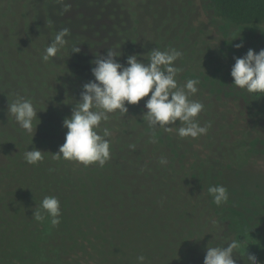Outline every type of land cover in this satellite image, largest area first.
<instances>
[{
    "label": "trees",
    "instance_id": "trees-1",
    "mask_svg": "<svg viewBox=\"0 0 264 264\" xmlns=\"http://www.w3.org/2000/svg\"><path fill=\"white\" fill-rule=\"evenodd\" d=\"M189 1L0 0V127H7V132L0 130V264H140L141 255L143 264H203L208 246L227 247L233 240L241 245L233 253L236 264H249L246 255L258 252L256 245H244L241 236H219V221L205 190L164 139L177 140L187 148L196 146L211 165L247 169L254 155L246 149V141L262 136L264 116L250 118L220 110L227 103L198 85L191 97L203 104L213 127L195 138L178 135L183 126L179 121L166 127L150 126L142 116L145 97L127 105V113L117 110L101 121L97 132L110 143V158L103 166L57 158L55 153L65 141L53 134L61 131L58 126L52 130L41 125L43 136L29 142L30 148L44 151L42 161L29 164L20 154L24 150H16L23 147L20 138L25 131L7 113L8 104L18 98L32 102L36 92L32 86L39 77L61 81L72 99L73 90L81 89L77 84L94 80L87 77L93 76L95 57L109 50L123 54L125 60L135 54L144 63L152 49L178 51L181 55L174 62L179 69L178 86L186 83L183 75L193 67L212 65L213 49L205 41L195 47L194 28L186 16L175 12ZM210 2L220 16L236 24H264V0ZM162 8L167 10L163 17ZM62 29H68L66 45L44 61L45 49ZM76 48L80 51L74 52ZM12 84L27 89L13 92ZM55 91L61 94L60 87ZM51 108L50 104L47 110ZM59 112L54 113V121L66 118ZM152 157L159 165L160 186L149 204L143 200L153 193L150 190L130 202L127 186L121 185L127 194L106 193L114 182L124 181L123 163L132 165L128 175L133 184L137 166ZM161 157L166 164L160 163ZM132 173L134 178H130ZM48 196L60 202L56 226L50 217L43 222L33 218V211ZM256 258L257 264H264V254Z\"/></svg>",
    "mask_w": 264,
    "mask_h": 264
},
{
    "label": "rangeland",
    "instance_id": "rangeland-1",
    "mask_svg": "<svg viewBox=\"0 0 264 264\" xmlns=\"http://www.w3.org/2000/svg\"><path fill=\"white\" fill-rule=\"evenodd\" d=\"M161 11V17L165 16L166 8H162ZM171 12L173 15L175 14L174 11ZM175 12L180 14L181 18L186 16L185 21L194 28L196 41L198 42V44H195V47H202L203 44L201 42L205 41L213 49L215 56L212 65L209 67L203 66L201 69L193 67L191 72L183 75V78L186 81L188 79L198 80L199 83L197 85L203 88L206 94H211L215 99L226 102L227 105L220 106V110L226 108L234 114L236 112L238 114L242 113L250 118L264 116V96L259 97V95L248 93L246 90L238 88L232 84L233 78L230 75L231 67L235 63V57L243 56L250 48L256 52L264 49V24H236L230 19L220 16L210 0H190L185 5H178ZM241 43L242 47L237 48L235 46ZM14 51L11 50L10 54L12 58L16 59V52ZM111 52L116 55L115 59L118 62L126 65L123 54H118L116 51ZM106 55L104 54L103 56ZM93 66H95L94 63ZM91 77L94 79L93 76L87 78ZM85 83L87 82H81V85L77 84L76 87L80 86L81 89L73 90L72 99H69L66 87L61 81H56L55 78L51 77L45 79L39 77L36 80L35 86H32L36 90V92L32 93V104L37 110L38 116L33 121L34 128L36 124L38 125L33 138H41L43 136L39 130L41 125H46L48 129L52 130H54L55 126H58L57 129L61 128V131L56 132L57 134L53 132V134L59 138L65 137L67 129L62 126L65 118L62 117L60 121H54V113L58 110L60 114L70 117L73 108L78 104L82 86ZM1 86L2 82H0ZM56 87L61 88V94L55 91ZM41 88L42 92H40ZM20 89L26 90L27 88L17 86L16 84H12L11 86L13 92H17ZM1 90L3 89L0 88V92ZM189 99L194 100L191 96ZM59 101L61 102L60 104L58 103ZM69 101L73 103V106L69 105ZM50 104L52 108L51 110H47ZM195 120L201 127H205L207 131L213 127L208 114L204 110L198 114ZM2 128L0 130L7 132V127L5 129ZM263 130L264 127H262ZM22 134L23 137L20 140L23 147H17L16 150L21 151L20 148H22L24 151L20 154L24 155L26 151L32 149L29 147V142L33 138L32 134L26 135V132H22ZM164 141L174 152L181 164L189 169L193 178L205 190L206 196L219 221V236L231 237L233 234H235L236 238L241 236L244 245L249 246L253 244L259 248V250H256L258 252L255 253L253 251L252 254H257L256 256L263 255L264 132L262 136H256L252 140L246 141V149L254 155L251 158L250 167L247 169L221 164L218 166L211 165L204 159L202 152L196 146L191 145L190 148H187L184 143L169 139L168 137ZM9 155L15 156L16 154L10 152ZM137 155L138 153L136 152L134 156ZM152 158L153 160L148 162L143 159V162L137 166L139 170L133 184H131L133 180L129 179L128 175L132 165L123 163L121 169L127 172L124 181L114 182L113 187L108 188L106 193L112 192L113 197L117 194V191L127 194L126 188H121V185L127 186L131 197L127 196L126 199L130 202L131 198L138 201L137 196L140 198L143 194L147 195V191L150 190L153 193L143 200L144 204H149L153 200L156 187L160 186V182H157L159 165L157 159L155 157ZM156 174L158 175L156 176ZM134 175L132 173L130 178H134ZM212 186H223L226 188L228 193L226 202L219 206L213 202V198L208 192L209 187ZM114 203L115 205L117 204L116 201Z\"/></svg>",
    "mask_w": 264,
    "mask_h": 264
},
{
    "label": "clouds",
    "instance_id": "clouds-1",
    "mask_svg": "<svg viewBox=\"0 0 264 264\" xmlns=\"http://www.w3.org/2000/svg\"><path fill=\"white\" fill-rule=\"evenodd\" d=\"M68 29H62L51 44L45 49L42 59L48 61L62 49L67 41ZM237 48L241 44L235 45ZM74 52H79L76 48ZM181 54L178 51H161L152 49L148 63H144L138 56L129 55L126 65L118 62L110 50L106 56L96 58L91 69L94 80L82 86L80 99L73 108L70 117L63 120V127L67 129L65 141L60 145L56 154L57 158L75 160L89 165L98 162L103 166L110 158V143L98 134L102 120H107L108 114L119 110L128 112L127 105L138 104L143 98L146 111L145 116L150 126L159 125L166 127L169 124L181 122L178 129L180 137L193 138L205 134L207 129L201 127L195 120L203 110V104L189 99L197 93L198 80L188 79L183 86H178L177 74L179 69L174 62ZM230 75L235 86L248 93L264 96V49L256 52L248 49L246 54L235 57ZM149 93H151L149 95ZM7 113L14 117L16 123L26 133L33 135L37 125L33 121L38 118L37 110L30 100L18 98L8 104ZM105 130V136H107ZM44 151L33 147L24 154V159L29 164H36L43 160ZM161 164H166L161 157ZM213 202L219 206L226 202L228 193L223 186H212L208 189ZM50 217L52 226L59 224L60 202L54 196L45 197L38 209L33 211V218L43 222ZM241 247L240 242L233 240L227 247H207L203 264H236L233 258L234 250ZM246 255V254H245ZM249 264H257L254 254H247ZM138 261L143 264L144 256H139Z\"/></svg>",
    "mask_w": 264,
    "mask_h": 264
}]
</instances>
